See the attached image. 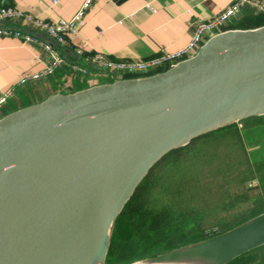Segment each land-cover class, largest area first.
Listing matches in <instances>:
<instances>
[{
    "label": "water",
    "instance_id": "obj_1",
    "mask_svg": "<svg viewBox=\"0 0 264 264\" xmlns=\"http://www.w3.org/2000/svg\"><path fill=\"white\" fill-rule=\"evenodd\" d=\"M262 115L264 26L219 33L164 72L1 118L0 264H90L98 247L105 264L117 217L163 157ZM263 246L264 213L147 263L228 264Z\"/></svg>",
    "mask_w": 264,
    "mask_h": 264
},
{
    "label": "crops",
    "instance_id": "obj_2",
    "mask_svg": "<svg viewBox=\"0 0 264 264\" xmlns=\"http://www.w3.org/2000/svg\"><path fill=\"white\" fill-rule=\"evenodd\" d=\"M84 1L58 0L53 5L48 0H4L3 5L33 19L55 24L59 20H71ZM231 2L94 0L84 24L78 28L76 35H65L66 45L63 46L56 44L42 30L27 24L24 19L0 23L1 27L20 33V37L0 36V96L13 90V95L0 107V119L39 104L53 95H71L117 80L142 78L100 68L86 57L77 56L74 49L84 48L87 55L99 53L114 62L150 59L161 50L174 52L188 44L198 23L213 19ZM147 4L154 11H149ZM249 11L252 10L242 9L225 26L242 19ZM225 31L228 30L222 32ZM46 43L59 52L64 64L50 76L18 86L21 77L42 73L51 64L52 59L44 48ZM73 66L80 67L85 73L74 71ZM147 259L129 264L147 262Z\"/></svg>",
    "mask_w": 264,
    "mask_h": 264
},
{
    "label": "trees",
    "instance_id": "obj_3",
    "mask_svg": "<svg viewBox=\"0 0 264 264\" xmlns=\"http://www.w3.org/2000/svg\"><path fill=\"white\" fill-rule=\"evenodd\" d=\"M254 11L246 12L245 15L264 16ZM244 18V17H243ZM231 22L223 27L222 31L235 29V25L242 20ZM234 25V26H232ZM232 127L219 129L193 140L188 146L173 150L163 157L148 173L147 177L138 186L130 200L123 208L114 223L111 234V242L108 249L106 264H129L133 261L158 256L184 245L204 241L222 234L233 227L264 212V198L257 199L255 211L246 219L229 227L218 229V226L202 227L206 214L204 204L213 202L215 192V179L219 176L238 180L246 179L250 170L249 163L242 148L239 134H236L238 152L242 159L233 167L224 165L226 158H231L227 153L228 146H216L214 153L199 154L187 165L179 166L176 170H167L162 182L153 181L154 171L160 167H168L171 163L177 164L191 148L200 146V141L205 139H219L227 134ZM218 147H221L220 149ZM172 161L163 164L169 157ZM223 157V158H222ZM264 167H260L261 169ZM264 184V180H262ZM207 188V189H205ZM203 192L208 194L200 195ZM230 196V195H229ZM264 196V193H263ZM228 197V196H227ZM224 201V200H223ZM222 201V203H223ZM200 214L201 220L194 221L192 217ZM249 218V219H250ZM217 222H223L221 218ZM193 225L188 229V225ZM189 225V226H190ZM191 236L189 240L186 237ZM138 248V249H135ZM264 246L246 253L228 264H255L253 257ZM137 253V254H136ZM136 254V255H135ZM254 261V262H253ZM259 264H264V260Z\"/></svg>",
    "mask_w": 264,
    "mask_h": 264
},
{
    "label": "rangeland",
    "instance_id": "obj_4",
    "mask_svg": "<svg viewBox=\"0 0 264 264\" xmlns=\"http://www.w3.org/2000/svg\"><path fill=\"white\" fill-rule=\"evenodd\" d=\"M252 13L256 14L254 12ZM263 26L264 16H253L252 14H249L246 15L240 23L235 25V29L229 30H254ZM228 127H232L228 130L230 134H227L219 139H205L198 142L200 143V146L191 148L185 157L179 160L177 164L173 162L167 168L159 166L153 174L154 183L159 185V183L162 182L161 179L164 177L167 170H176L182 165L188 166V163H190L199 154L214 153L213 151L216 146H228V151L223 154V157L228 153L231 155V158H226L224 165L233 167L238 161H240L236 160L237 158L242 159V155L238 152L239 145L237 144L236 140V134H239L240 142L249 163L250 170L246 174V179L238 180V176L234 179L222 176H219L217 179H215L214 185L215 192L217 194L214 195L213 202L204 204V210L206 212L203 213V215L206 214V216L203 220L202 227H212L215 225L218 226V229H228L238 222L248 218L256 209V206L252 207L254 203L257 204L255 201H257V199L260 197L264 198V184H262V180H264V167L262 169L260 168L264 163V115L243 120ZM233 131H236L237 133ZM218 148L220 149L221 147ZM171 161L172 156L169 157L163 164H168ZM200 195H205V199L208 198V194L206 192H203ZM260 203L264 204L263 200H261ZM202 216L197 214L192 218H194V221H198L201 220ZM255 217H249L250 219L248 218V220L233 228H236ZM220 218L223 222H217ZM189 225L188 229H191L193 225ZM190 237L191 236H188L186 239L189 240ZM253 260L255 261H253L255 264H259L261 261H263L264 249L257 251L253 257Z\"/></svg>",
    "mask_w": 264,
    "mask_h": 264
},
{
    "label": "built area",
    "instance_id": "obj_5",
    "mask_svg": "<svg viewBox=\"0 0 264 264\" xmlns=\"http://www.w3.org/2000/svg\"><path fill=\"white\" fill-rule=\"evenodd\" d=\"M53 5L58 3V0H48ZM4 0H0V23L24 19L27 24L33 25L45 32L56 44L63 46L66 45L65 35L72 36L77 34V30L84 24V19L87 12L90 10L94 0H85L77 13L69 21L59 20L57 23L52 24L33 19L29 15L23 14L17 10L5 7ZM149 11H154L150 4L146 5ZM249 8L254 12L264 15V2L261 0H232L231 4L216 15L213 19L205 22L198 23L190 38V41L183 48L168 52L166 50L159 51L155 57L139 61H123L114 62L107 59L104 55L95 53L87 55L84 48L74 49V53L80 57H86L92 64L103 68L108 71L117 72L125 75H139L141 77H148L160 72H164L182 61H186L194 57L198 50L212 37L222 33L223 27L242 9ZM20 37V33H13L10 30L0 26V36ZM27 41L29 38H25ZM45 50L49 53L52 61L51 64L42 73L21 77L17 83L18 86L25 85L30 81H37L52 75L56 69L64 64L59 52L49 45L44 46ZM74 71L85 73L83 69L77 66L72 67ZM13 95V90H8L5 94L0 96V107H2L7 100Z\"/></svg>",
    "mask_w": 264,
    "mask_h": 264
},
{
    "label": "bare ground",
    "instance_id": "obj_6",
    "mask_svg": "<svg viewBox=\"0 0 264 264\" xmlns=\"http://www.w3.org/2000/svg\"><path fill=\"white\" fill-rule=\"evenodd\" d=\"M102 250H103L102 247H98L88 262L90 264H101L100 259H101V255L103 253ZM137 264H151V263L143 262V263H137Z\"/></svg>",
    "mask_w": 264,
    "mask_h": 264
}]
</instances>
